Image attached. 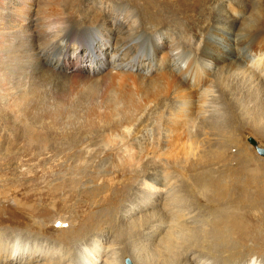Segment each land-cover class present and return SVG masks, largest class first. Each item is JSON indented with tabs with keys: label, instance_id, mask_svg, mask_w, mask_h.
Listing matches in <instances>:
<instances>
[{
	"label": "rangeland",
	"instance_id": "rangeland-1",
	"mask_svg": "<svg viewBox=\"0 0 264 264\" xmlns=\"http://www.w3.org/2000/svg\"><path fill=\"white\" fill-rule=\"evenodd\" d=\"M110 1L135 11L151 5L149 0H75L74 19H78L76 12L87 3L109 8ZM42 2L44 0H31L30 9H25L27 15L40 9ZM52 2L60 7L69 0ZM159 2L154 8L150 7V11L158 15V21L150 22L147 15L142 26L148 31H158L167 47L172 38L177 39L180 55L195 53L196 45L199 49L209 44L216 50V36L227 42L248 38L254 33L264 36V0ZM219 4L223 9L221 16H226L227 23L214 21ZM234 16H238V21L230 24L228 20ZM252 38L243 46L248 50L256 49L258 54L263 46L259 39ZM81 39L72 28L66 42L61 44L64 47L49 56L53 60L62 59L60 66L69 68L71 76L79 66L77 53L82 48ZM188 40L193 43L196 40L198 44L192 46L186 43ZM196 54L201 60V53ZM152 60H155L153 56ZM210 84L214 85L215 100L209 102L211 105L202 115L193 113L191 118H181L175 129L169 125L168 118L169 111L175 108L169 106L167 97L161 99V94L158 105L151 101L148 114L145 111L141 118L134 115L119 118L124 121V127L112 132L101 127L102 121L97 117L95 121V117L81 118L74 109L77 103L71 100L58 112L54 111L55 117L39 119V112H35L34 120H37L32 133L24 127L29 118L0 117V137L18 130L22 135L20 144L31 145L36 152L33 158L20 161L0 149L2 247L7 250L14 242L20 248L33 244L52 251L49 260L52 264H64L65 257L70 264H82L95 247L110 246L113 255L108 258L112 264H164V260L158 259V262L151 256V233L143 231V227L134 229L138 224L132 222L137 219L134 216L141 199L153 190L147 188V184H154L156 170L160 174L164 172L168 182L176 183L177 199L166 201L171 210H178L181 215L185 209L196 211L198 222L194 227H187L186 232L190 234L187 241L198 244L194 253L200 259L208 264H243V260L254 257L259 264H264V156L259 155L248 140L253 137L264 146V85L252 78L226 73L221 76V87L214 81L207 83ZM54 95H59V90H55ZM176 102L174 100V104ZM37 105V110L43 106ZM143 105L138 107V112ZM212 110L218 111V118L212 117ZM137 119L139 126L125 138L122 132L125 125ZM79 136L85 138L81 140ZM70 138L78 144H70ZM1 141L0 138V145ZM7 141L3 146H7ZM102 185L105 189L98 191ZM157 186L156 192L166 187L162 183ZM105 196H111L112 201L103 204ZM156 204L147 207L148 215L159 214L160 204ZM94 218L97 224H91ZM234 219V233L227 234L228 230L232 232ZM162 220L169 221L170 216ZM222 233L226 235L227 246L218 241Z\"/></svg>",
	"mask_w": 264,
	"mask_h": 264
},
{
	"label": "bare ground",
	"instance_id": "bare-ground-1",
	"mask_svg": "<svg viewBox=\"0 0 264 264\" xmlns=\"http://www.w3.org/2000/svg\"><path fill=\"white\" fill-rule=\"evenodd\" d=\"M52 1L44 0L41 8L28 16L29 13L25 9H30L31 0H0V117L22 120L29 118V122L24 124L28 133H32L31 129L37 120H34L37 118L35 112H39V119L55 117L57 114L54 111L63 108L67 100L77 103L76 105L73 103L74 109L81 118L95 117L93 119L95 121L97 117L102 121L101 127L112 132L120 126L124 127L122 125L124 121L119 118H129L133 115L141 118L145 111V114H148L151 101L153 104H159V94L161 99L167 97L169 106L175 108L170 110L168 106L170 110L168 118L171 122L169 125L175 129L181 118H191L193 113H204L211 105L209 102L215 100L216 93L214 85L208 86L207 83L214 81L219 86L223 73L252 78L264 85V36L260 33L243 39L234 38L231 42L222 41L221 36H216L214 39L217 40L213 41L217 45L216 50L209 44L199 49L196 45L195 53L180 55L177 39L172 38L167 47L162 43L158 31H148L142 26L147 15H150L147 19L150 22L158 21V15L150 11V7L159 5V0H149L150 7L142 6L138 11L111 1L109 8L87 3L80 12H76L79 16L77 20L73 16L76 11L73 4L75 0H69V3L60 7H56ZM24 3L25 5H22ZM218 8L214 21L223 20L227 23L226 16H221L220 13L223 10L221 4ZM106 15L107 18L104 17ZM238 16L229 19L230 24H236ZM72 28L82 38L80 40L82 48L77 53L79 66L73 76L70 75L69 68L60 66L62 59L50 58L55 51L64 47L61 44L66 42ZM252 37L259 39L263 46L261 50L258 49V54L256 49L251 48L253 50L250 51L251 49L243 46ZM186 43L194 46L197 41L193 43L188 40ZM197 51L201 53V60L196 57ZM152 56L155 60H152ZM86 66H90V69ZM55 90H59V95H54ZM174 100L177 101L175 104ZM37 104L43 106L37 110ZM142 105L144 107L139 113L138 107L141 108ZM212 111L214 114L212 117L218 118V111ZM139 121L137 119L134 123L130 121L125 125L122 131L125 138L130 135L132 129L139 126ZM16 132L11 130L10 135L8 132L1 135L0 149H4L9 157H15L20 161L23 158L25 160L33 158L36 153L33 146L20 144L22 135L18 134V130ZM79 138L83 140L85 137ZM72 140L69 139L70 144H78ZM5 141L8 147L3 146ZM249 144L255 147L253 143ZM257 144L259 145L258 142ZM154 173H157L154 184H147V188L153 190H148L150 192L141 199L142 202L134 216L137 219L132 220L138 224L134 229L143 227V231L151 233V256L157 261L164 260V264H208L194 253L198 244H190L187 241L190 234L186 232V228L194 227L198 222L196 211L185 209L181 215L178 210H171L169 202L166 201L177 199L176 183L168 182L162 171L161 174L156 170ZM158 183L166 186L165 189L156 192L154 189L158 188ZM103 189L105 186H99L98 191ZM156 195L161 197L158 198ZM110 201L112 197L105 196L101 202L108 204ZM156 203L160 204L159 214L152 217L146 210ZM164 216H170V220L163 221ZM93 222L97 224L98 221L94 218L91 224ZM235 222L236 219L232 223V232L228 230L227 234L234 233ZM67 231L72 234L74 232ZM181 234L184 236L181 237ZM218 241L222 245L227 244L225 233L221 234ZM51 255L52 251L49 249L33 244L27 248H20L17 242L6 250L0 242V264H14L17 261L25 264H52ZM112 255L113 250L110 246H104L102 249L95 247L86 255L82 264H98L101 261H104L103 264H112L108 258ZM63 261L64 264H70L69 258L65 257ZM243 264H259V260L251 257L243 260Z\"/></svg>",
	"mask_w": 264,
	"mask_h": 264
},
{
	"label": "water",
	"instance_id": "water-1",
	"mask_svg": "<svg viewBox=\"0 0 264 264\" xmlns=\"http://www.w3.org/2000/svg\"><path fill=\"white\" fill-rule=\"evenodd\" d=\"M248 140L255 145L257 152L261 155H264V146L258 145L257 141L253 137H248ZM129 263V259H127Z\"/></svg>",
	"mask_w": 264,
	"mask_h": 264
}]
</instances>
